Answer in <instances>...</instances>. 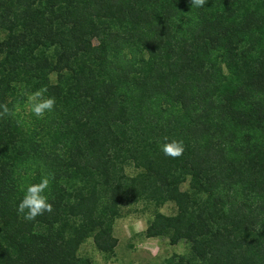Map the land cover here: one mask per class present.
Instances as JSON below:
<instances>
[{
	"label": "trees",
	"instance_id": "obj_1",
	"mask_svg": "<svg viewBox=\"0 0 264 264\" xmlns=\"http://www.w3.org/2000/svg\"><path fill=\"white\" fill-rule=\"evenodd\" d=\"M43 175L52 211L26 220ZM138 203L144 238L187 244L160 264H264V0H0V264L111 257Z\"/></svg>",
	"mask_w": 264,
	"mask_h": 264
},
{
	"label": "rangeland",
	"instance_id": "obj_2",
	"mask_svg": "<svg viewBox=\"0 0 264 264\" xmlns=\"http://www.w3.org/2000/svg\"><path fill=\"white\" fill-rule=\"evenodd\" d=\"M129 174H133L128 169ZM155 208L143 203L132 207L116 220L114 236L118 240L113 256L99 253L91 239L87 240L79 250V256L90 258L94 264H160L171 255L187 253V244L180 241L176 246H170L166 238H144L143 232L150 221ZM164 215H173L175 208L167 203L158 209Z\"/></svg>",
	"mask_w": 264,
	"mask_h": 264
},
{
	"label": "clouds",
	"instance_id": "obj_3",
	"mask_svg": "<svg viewBox=\"0 0 264 264\" xmlns=\"http://www.w3.org/2000/svg\"><path fill=\"white\" fill-rule=\"evenodd\" d=\"M195 7H202L205 0H191ZM26 104L28 110L37 117H43L46 113H50L54 109L55 99L53 97L44 98L41 91H36L28 95ZM3 114H10L7 107L3 108ZM161 151L169 157H179L184 152L182 141L173 140L161 144ZM49 187V178L43 175L39 183H28L22 187V198L17 204V213L22 214L26 220H35L36 217L46 212L52 211V205L48 202L47 190Z\"/></svg>",
	"mask_w": 264,
	"mask_h": 264
}]
</instances>
